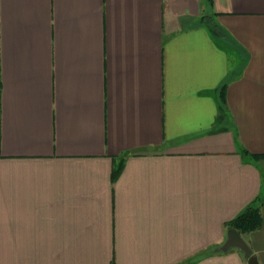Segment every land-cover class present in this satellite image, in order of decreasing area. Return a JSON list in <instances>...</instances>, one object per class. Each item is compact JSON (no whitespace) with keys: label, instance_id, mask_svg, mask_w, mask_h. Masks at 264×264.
Instances as JSON below:
<instances>
[{"label":"crops","instance_id":"0c3cea01","mask_svg":"<svg viewBox=\"0 0 264 264\" xmlns=\"http://www.w3.org/2000/svg\"><path fill=\"white\" fill-rule=\"evenodd\" d=\"M251 203L264 264V0H0V264H248Z\"/></svg>","mask_w":264,"mask_h":264},{"label":"trees","instance_id":"16d2710c","mask_svg":"<svg viewBox=\"0 0 264 264\" xmlns=\"http://www.w3.org/2000/svg\"><path fill=\"white\" fill-rule=\"evenodd\" d=\"M117 173V171H116ZM260 223L259 208L255 203L247 205L240 213L226 223L228 228H234L239 232H247L256 229Z\"/></svg>","mask_w":264,"mask_h":264},{"label":"water","instance_id":"95a60500","mask_svg":"<svg viewBox=\"0 0 264 264\" xmlns=\"http://www.w3.org/2000/svg\"><path fill=\"white\" fill-rule=\"evenodd\" d=\"M227 235H228L227 243L229 245H236L241 249H243L246 256H248V264H259L256 255L251 253V250L247 247L246 243L241 238V235L238 230L230 227L227 230Z\"/></svg>","mask_w":264,"mask_h":264}]
</instances>
